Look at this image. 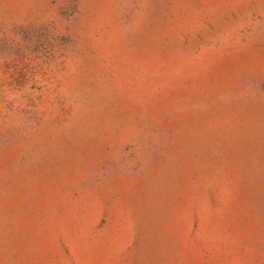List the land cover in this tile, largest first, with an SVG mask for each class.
<instances>
[{
	"label": "rangeland",
	"instance_id": "rangeland-1",
	"mask_svg": "<svg viewBox=\"0 0 264 264\" xmlns=\"http://www.w3.org/2000/svg\"><path fill=\"white\" fill-rule=\"evenodd\" d=\"M0 264H264V0H0Z\"/></svg>",
	"mask_w": 264,
	"mask_h": 264
}]
</instances>
